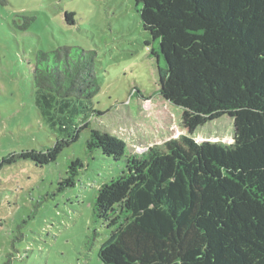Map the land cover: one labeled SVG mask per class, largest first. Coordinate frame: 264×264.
Instances as JSON below:
<instances>
[{"label":"trees","instance_id":"trees-1","mask_svg":"<svg viewBox=\"0 0 264 264\" xmlns=\"http://www.w3.org/2000/svg\"><path fill=\"white\" fill-rule=\"evenodd\" d=\"M134 1L164 59L159 100L180 110L187 133L129 155L124 170L98 186L93 214L110 230L98 258L264 264V0ZM95 61L94 51L80 47L38 51L31 71L38 103L63 114L91 99L100 89ZM223 115L233 118L230 144L194 140L199 126ZM76 139L13 153L0 166L23 160L42 167ZM125 147L92 129L86 142L88 154L98 150L114 161ZM81 169L79 159L71 161L59 190L75 186Z\"/></svg>","mask_w":264,"mask_h":264},{"label":"rangeland","instance_id":"rangeland-1","mask_svg":"<svg viewBox=\"0 0 264 264\" xmlns=\"http://www.w3.org/2000/svg\"><path fill=\"white\" fill-rule=\"evenodd\" d=\"M6 1L0 4V161L77 139L42 167L23 160L0 166V264H102L98 251L110 230L93 214L98 186L120 174L129 155L187 133L180 110L159 100L158 69L165 64L158 41L144 31L134 0ZM59 46L96 53L100 88L63 114L38 103L31 74L35 54ZM91 129L121 139L124 156L88 154ZM234 134L233 118L223 115L191 135L225 146ZM74 159L83 164L76 184L59 190Z\"/></svg>","mask_w":264,"mask_h":264}]
</instances>
